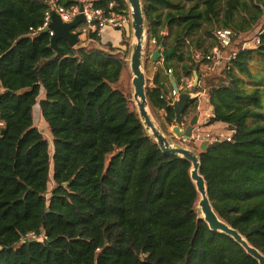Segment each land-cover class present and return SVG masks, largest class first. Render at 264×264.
<instances>
[{
    "label": "trees",
    "instance_id": "1",
    "mask_svg": "<svg viewBox=\"0 0 264 264\" xmlns=\"http://www.w3.org/2000/svg\"><path fill=\"white\" fill-rule=\"evenodd\" d=\"M52 1L0 0V264H260L232 236L210 228L192 162L160 147L134 86L121 85L132 72L124 27L120 46L89 31L74 46L60 38V53L49 32L32 31ZM141 1L150 113L172 136L170 75L179 85L197 72L211 121L235 130L233 141L198 149L208 196L220 219L264 254V0ZM110 2L131 13L128 0L95 6ZM218 28L233 30L225 53L235 56L212 74L201 64L215 44L203 47V35L217 40ZM153 42L175 48L167 68L151 59ZM37 104L53 151L35 125ZM197 107L198 99L189 103L186 121Z\"/></svg>",
    "mask_w": 264,
    "mask_h": 264
},
{
    "label": "water",
    "instance_id": "2",
    "mask_svg": "<svg viewBox=\"0 0 264 264\" xmlns=\"http://www.w3.org/2000/svg\"><path fill=\"white\" fill-rule=\"evenodd\" d=\"M131 7L132 27L134 30L135 43L133 44V51L131 55V69L133 73V86H134V99L136 101L138 111L144 121L146 128L157 140L160 147L168 153L181 155L184 158L192 162L191 176L194 180L198 192L201 196L199 206L203 214L204 219L209 224L210 228L215 231H220L232 236L238 243H240L252 256L257 258L260 264H264V254L250 242L234 227L229 225L224 220L220 219L215 212L211 200L208 196V189L206 186V180L201 174V160L199 154L192 148L186 146H176L171 143L168 136L162 131L157 122L153 119L147 98V78L144 71V42L147 40L146 19L143 11L141 0H128ZM81 12L70 22H65L61 19L60 15L56 12H52V21L50 28L55 33L51 38L52 46L62 53V48L58 45V40L63 38L74 46L80 41V32L76 30L78 26L85 21L84 3L80 4ZM49 27L45 28L42 32H48ZM175 48L170 51L163 49V43H161L151 54V59L155 62L162 61L163 65L168 67V58L173 55ZM195 86L192 88H180L174 77L171 76V81L174 90L177 92L171 99L170 105L174 108L175 119L172 126V131L178 137H185L190 139L195 125L198 122V114H193L190 121L185 123V114L190 102L199 99L202 92L196 91V87L199 83L198 74L195 71ZM167 98V95H165ZM200 148L206 150L208 145L203 143Z\"/></svg>",
    "mask_w": 264,
    "mask_h": 264
},
{
    "label": "built area",
    "instance_id": "3",
    "mask_svg": "<svg viewBox=\"0 0 264 264\" xmlns=\"http://www.w3.org/2000/svg\"><path fill=\"white\" fill-rule=\"evenodd\" d=\"M96 0H82L84 3L83 13L85 14V21L82 26L78 27L80 36L86 35L89 31H94L100 35L106 27L113 28H122L128 25V14L120 12L115 9V2H110L107 8L96 7ZM81 4V3H80ZM80 4H75L70 7H67L59 2V0H53L50 4L49 9L46 11L44 24L39 26L37 29L32 28V31L40 32L45 28L49 27V33L51 36L54 35L55 31L50 28V23L52 21V12L56 11L61 19L65 22L72 21L80 12ZM127 15V16H126ZM234 32L229 28H218L216 29L217 44H215L210 52L204 57L206 59L201 65H204L206 69L210 70L212 64L214 66H221L224 60H229L231 57L235 56V53L226 54L225 49L231 44L233 40ZM252 41H259V37L256 36L251 40L245 42V45H250ZM201 57V55H198ZM205 69V70H206ZM170 72L172 70H169ZM194 82H189L187 87L192 88ZM182 88V87H180ZM177 92L173 90V96ZM214 117V112L207 113V121L204 123H198L195 125L192 136L190 139L183 137L185 142L194 141L197 145L203 143L210 144L221 142V141H233L235 130L226 123L214 124L212 128L208 129L207 127L215 122L220 121H211V118ZM33 238H37L36 233L32 232L29 234Z\"/></svg>",
    "mask_w": 264,
    "mask_h": 264
},
{
    "label": "rangeland",
    "instance_id": "4",
    "mask_svg": "<svg viewBox=\"0 0 264 264\" xmlns=\"http://www.w3.org/2000/svg\"><path fill=\"white\" fill-rule=\"evenodd\" d=\"M127 16V15H126ZM127 18H128V25H126V26H124V29H125V31H126V35L128 36V38H129V40H130V42H129V44L131 45V51L129 52V55H130V59H131V55H132V51H133V44L135 43V41H136V39H135V36H134V30L132 31V29H133V27H132V16H131V13L130 14H128V16H127ZM127 27H128V29H127ZM123 28V27H122ZM121 28V29H122ZM132 28V29H131ZM128 30V31H127ZM164 34H169V31L167 30V29H165V30H163L162 31ZM85 37V36H84ZM243 38H246V39H248V38H250V36H244ZM203 40H204V43H203V47H206L207 49H210L211 48V44H216L217 43V40L215 39V37H213V36H208V35H206V34H204L203 35ZM95 44L96 45H98V42H95ZM212 45V46H213ZM158 47V45H156L154 42L152 43V45L150 46V50H151V52L150 53H152L156 48ZM123 48H125V45H124V47ZM163 49H164V47H163ZM201 49L202 48H199L198 49V55H199V53L201 52ZM146 54H147V40H145V42H144V57H143V61H145V59H146ZM161 61V60H160ZM204 69H206V67L203 65L202 66ZM211 69L210 70H208V69H206V71H207V73L208 72H210V73H212V74H214L215 72H219L220 71V69H221V67H219V66H214L213 64H212V66L210 67ZM144 69V68H143ZM180 70V68H178V71ZM145 71V70H144ZM170 76H173V75H170ZM174 77V76H173ZM174 79H175V77H174ZM182 79H183V82L181 83V84H179V86L180 87H182V88H185V87H187V85H188V83L189 82H194V86H195V78H194V76H188V77H185V76H183L182 77ZM132 80H133V73L131 72V74H130V72H128L127 73V75H125V77H124V80L122 81V86H123V88L124 89H126L127 91H128V89H130L131 88V84H132V86H133V83H132ZM194 86H192V87H194ZM3 91V88H2V86H1V83H0V93ZM204 99V101H206V97H203L202 98V100ZM200 100H201V98H200ZM199 100V101H200ZM136 102V101H135ZM133 104V103H132ZM41 111H40V106H39V104H37L36 106H34V114H35V125L42 131V133L48 138V140L50 141V143H51V151H53V136H52V134H51V131H50V129H49V127H48V124H47V122L41 117V113H40ZM190 115H187V121L185 120V123L187 124L189 121H190V117H189ZM152 117H153V119L157 122V124L159 125V123H158V121H157V117L154 115V113H152ZM192 117V116H191ZM160 126V125H159ZM173 126V125H172ZM172 126H171V128H170V130H171V132H172V136H168L166 133V135L168 136V138L170 139V141H171V143L172 144H174V145H176V146H186V144H185V141L183 140V137H178V136H176V134L172 131ZM199 146V145H198ZM186 147H189V146H186ZM191 148V147H190ZM200 148V146L198 147V148H196V152L198 153V149ZM53 185V181L51 182V185H50V187Z\"/></svg>",
    "mask_w": 264,
    "mask_h": 264
},
{
    "label": "crops",
    "instance_id": "5",
    "mask_svg": "<svg viewBox=\"0 0 264 264\" xmlns=\"http://www.w3.org/2000/svg\"><path fill=\"white\" fill-rule=\"evenodd\" d=\"M82 37H84V35L80 36V38H82ZM100 37H101L102 43L111 42L114 46H120L123 36H122V31L120 28H113V27L108 26L100 34ZM157 63L159 65L163 64L162 61H157ZM202 66L203 65H201V68L204 70V68ZM193 76L195 78V73L193 74ZM198 79H199V76H198ZM197 86L198 87L201 86V80H199V83ZM173 90H174L173 84H172V88L170 85H168V93L166 94L168 99H171L173 97V95H172ZM200 92H202V94L198 99V107H197L196 114H198V123L201 124V123H204L205 121H207V113L208 112L213 113L214 111L209 104L208 97L205 94V91H200ZM203 97H206V101H204V99L202 100ZM200 98H201V100H200ZM214 124H222L223 125L222 122H215V123L209 125L207 128L208 129L212 128V126Z\"/></svg>",
    "mask_w": 264,
    "mask_h": 264
}]
</instances>
